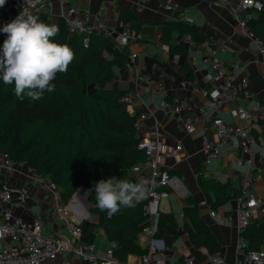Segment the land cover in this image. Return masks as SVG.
Here are the masks:
<instances>
[{
	"label": "trees",
	"instance_id": "obj_1",
	"mask_svg": "<svg viewBox=\"0 0 264 264\" xmlns=\"http://www.w3.org/2000/svg\"><path fill=\"white\" fill-rule=\"evenodd\" d=\"M32 13L52 24L47 11L35 9ZM13 19L0 21V28ZM120 20L129 25L130 30L142 34L139 41L144 40L154 26L128 8L121 9ZM56 25L59 33L54 40L68 44L75 52V59L68 71L58 74L53 81L55 90L45 91L40 100L30 101L27 97L20 100L14 94V85H5L0 80V149L13 163L24 162L37 174L56 181L65 204L79 186L91 187V211L99 215V220H83L79 224L83 241L95 242L97 230L102 228L114 254L120 260H127L129 254H142L147 250L140 244V233L149 222L144 213L148 197L135 207H121L118 213L109 217L97 207L94 188L101 179L113 176L137 182L131 168L146 158L145 150L139 147L141 135L135 125L143 110L130 113L121 102L129 90L107 85L117 75V69L129 67V46L119 48L109 34L96 30L88 34L89 42L84 44V34H69L62 18ZM245 25L264 45V10H253ZM156 26L163 31L161 42L169 44L171 52L183 56L180 71L193 81L195 76L187 49L172 44L167 30L172 35L190 34L197 44L211 41V36L184 19ZM5 39L6 34L0 32V48ZM92 83L97 85V91L89 94L86 89ZM199 184L211 208L228 202V183L200 172ZM78 198L79 193L71 203L80 205ZM183 213L184 229L194 241L209 254L222 250L221 242L191 194L184 198ZM178 229L175 215L161 210L157 235L163 238L177 235ZM245 235L250 247L258 249L264 243V222H251Z\"/></svg>",
	"mask_w": 264,
	"mask_h": 264
},
{
	"label": "built area",
	"instance_id": "obj_2",
	"mask_svg": "<svg viewBox=\"0 0 264 264\" xmlns=\"http://www.w3.org/2000/svg\"><path fill=\"white\" fill-rule=\"evenodd\" d=\"M62 4L61 18L68 27L69 34H84L83 42H89L88 34L94 30L105 31L114 38L119 48L129 46L142 37L141 33L128 29L124 32L111 31L100 22L99 15L93 16L90 8H83L78 5L68 4L69 0H59ZM148 0H140V7ZM214 5L228 6L235 16L246 28V19L253 15V10H264V0H209ZM32 12L35 9L47 11L51 0H32ZM24 0H7L4 7L0 8V21L15 18L22 7H25ZM167 8L173 9L172 4ZM96 21L92 22V18ZM179 17L186 20V10L179 12ZM247 32L255 38L259 44L260 52L264 62V45L246 28ZM156 30V33H159ZM159 37V35H158ZM191 46H198L190 34L181 37ZM165 50H169L167 44H162ZM230 48L228 43L220 47L223 54ZM136 53L130 52L129 69H136L134 59ZM244 67L240 61L227 62L220 56L214 55L211 61V69L206 73L208 81L213 82L211 88L201 87L198 83L187 79L180 81L183 89L193 93L200 92L207 96L208 102L201 105L186 103L180 94L166 95L165 82L154 78L150 74L138 72L137 77L145 82L146 90L150 91L152 83L162 98L159 106L167 112H174L182 119L185 131L194 134L199 123L204 124L202 131V151L204 163L209 166L215 158L221 154L222 142L236 137L241 156L237 158L236 164L242 171L239 191L237 193L236 206L230 212H221L219 209H212L211 216L220 224H235L237 229V248L235 264H264V243L258 249H252L249 240L245 235L247 226L256 222L264 216V196L260 195L256 188V171H264V165L259 163L264 158V133H253L256 124L264 122V103H256V113L250 112L247 108L232 107L231 114L235 121L227 122L215 112L222 104L232 101L249 99L253 91L248 87V79L243 75ZM135 94L127 92L121 98L130 113L136 110L133 107ZM150 112L142 111L135 122L139 132L143 129L144 120ZM139 147L146 152V158L134 165L131 170L138 173L142 169H148L144 179L148 181V200L144 205V213L149 222L143 227L140 233V242L147 250L138 254L135 262L120 260L111 247L100 251L95 242L83 241V231L79 224L72 218L73 210H68V203L61 200L58 184L50 178H45L36 173L34 169L24 162L13 163L9 155L0 149V168L4 172L14 170V166L24 168L27 179L36 183L37 190L43 203L49 204L63 221L68 232L44 233L47 219L42 216H35L31 220L25 219L21 214L16 213L20 208L29 210L28 189L16 182L0 181V264H76L74 258L69 254L73 253L80 257L85 264H165L167 245L163 237L157 235L159 229L160 202L162 198L172 194L179 199H184L190 194V189L185 180L166 164L167 156L182 160L184 146L182 142L168 144L165 141L161 127L154 124L150 129L141 133ZM180 156V157H179ZM23 172V171H21ZM208 175V172H204ZM139 180V179H138ZM181 264H225V258L221 251L209 255L206 262L197 260L194 257H187Z\"/></svg>",
	"mask_w": 264,
	"mask_h": 264
},
{
	"label": "crops",
	"instance_id": "obj_3",
	"mask_svg": "<svg viewBox=\"0 0 264 264\" xmlns=\"http://www.w3.org/2000/svg\"><path fill=\"white\" fill-rule=\"evenodd\" d=\"M68 4L90 8L93 16L99 15L100 22L111 31L124 32L129 29V25L124 24L120 20V12L123 8L133 10L139 18L147 21V24L151 23L154 25L149 29L148 36L145 35L144 40L135 41L129 47L130 52L136 53L134 66H136L137 70L129 69V67L117 69V75L107 85L110 88L133 92L135 94L133 103L135 110L142 109L143 111L150 112L149 117L144 120L143 129L140 131V134L150 129L154 124H158L168 144L182 142L184 146L182 160L167 156L166 164L172 171H175L185 180L190 189V194L199 203L202 216L222 244L221 253L225 258V264H235L237 248L236 225L220 224L211 216L210 211L213 208L210 207L209 201L200 187L199 174L200 172L204 173L207 171L208 175L204 173V176L215 177L222 182H226L229 188L234 187L238 193L242 177V171L236 164L237 158L241 156L240 149L237 146L238 139L232 137L222 142L221 154L215 158L211 165L206 166L201 137L202 131L205 128L204 124L199 123L196 132L188 134L179 115L174 112H167L159 106L162 95L154 89V84L152 83L151 90L147 91V84L137 77V73L150 74L154 78L153 80L157 78L162 79L166 84V95L168 96L180 94L186 103L194 105L208 102L209 98L202 93H193L188 89L181 88L180 81L185 78V74L180 71L184 58L162 47V44L167 43L161 42L160 37L163 31L156 28V25L160 23L181 20L179 12L186 10V20L200 32L211 36V41H206L194 47L181 40L183 35H172L171 31L167 30V37L172 44H179L187 49L189 53L188 61L194 71V82L198 83L201 87L211 88L213 86V82L207 80L206 73L211 69V61L214 55L220 56L227 62L238 60L244 67L243 75L248 79V87L253 91V96L249 99L222 104L215 112L217 115L223 117L225 121L233 122L235 118L230 112L232 107H243L252 113H256V103L259 101L264 103V62L259 44L247 32L230 7L214 5L209 0H148L142 5L141 9H139L140 0H69ZM167 4H172L174 8H167ZM61 8L62 4L59 0H51L47 13L52 23L57 24L61 19ZM94 17L92 18V22L96 21V17ZM147 24L144 25L146 26ZM157 29L160 32L155 35ZM225 43H228L230 48L222 54L220 47ZM167 45L169 46V44ZM124 106L126 107L125 104ZM253 133H264V122L256 124ZM259 163L264 165V158ZM148 171V169H142L138 173H134V175L139 179L144 177ZM24 173V168L17 165L10 172H4L0 168V181L16 182L28 189L29 210L27 208H20L16 213L21 214L28 220H31L35 216L46 218L47 233L49 231L68 232L63 221L52 210L51 206L43 203L36 183L27 179ZM255 174L257 191L260 195L264 196V171H256ZM162 199L164 201L160 209L165 212H172L179 226L184 227V199H179L172 194ZM79 203L80 205L72 203L68 206V210L70 212L73 210V214L85 215V208L81 200ZM235 206L236 200L228 199L227 203L216 209H219L221 212H230ZM256 222H264V216ZM164 240L167 245L165 264H181L187 257H194L202 262H206L209 259L210 254L208 251L194 241L188 232H185L182 236L178 234L166 235ZM179 240L183 241L186 245L183 251L178 247L177 242ZM105 242V246H99L95 240L97 249L103 251L110 247L106 238ZM69 254L74 258L76 264H85L80 257L73 253ZM137 255L129 254L128 260L134 263Z\"/></svg>",
	"mask_w": 264,
	"mask_h": 264
},
{
	"label": "clouds",
	"instance_id": "obj_4",
	"mask_svg": "<svg viewBox=\"0 0 264 264\" xmlns=\"http://www.w3.org/2000/svg\"><path fill=\"white\" fill-rule=\"evenodd\" d=\"M7 0H0V8ZM19 14L6 23L0 32L6 34L0 48V80L14 85L15 96L23 100H40L45 91L55 90L53 81L60 73H66L75 59V52L68 44L58 43L54 37L59 27L46 23L30 8L32 0H24ZM148 181L137 182L118 179L115 176L101 179L95 184L96 205L112 217L121 207H135L149 195Z\"/></svg>",
	"mask_w": 264,
	"mask_h": 264
},
{
	"label": "water",
	"instance_id": "obj_5",
	"mask_svg": "<svg viewBox=\"0 0 264 264\" xmlns=\"http://www.w3.org/2000/svg\"><path fill=\"white\" fill-rule=\"evenodd\" d=\"M86 91L89 94H93L94 92L97 91V85L95 83L90 84L87 87ZM81 188H83V186H79L77 191L74 193V195H76V193H78V191H80ZM92 191H93L92 189L89 190L90 193H92ZM227 198L229 200H234V199L237 198V192H236V189L234 187L229 188V190L227 192ZM72 200H73V196L70 198V200L68 202V205L71 204ZM92 204H93L92 202H89L87 204V208L85 209V213H86L85 215H79V214H73L72 215V218H73V220H74V222L76 224H80L83 220H86V219L91 221V222H98L99 215L97 213H94V212L91 211ZM87 215H89V216H87ZM185 232L186 231H185L184 227L183 226H179L178 235L182 236L183 234H185Z\"/></svg>",
	"mask_w": 264,
	"mask_h": 264
},
{
	"label": "rangeland",
	"instance_id": "obj_6",
	"mask_svg": "<svg viewBox=\"0 0 264 264\" xmlns=\"http://www.w3.org/2000/svg\"><path fill=\"white\" fill-rule=\"evenodd\" d=\"M78 189V188H77ZM90 189H92L91 187H89V186H86V185H83V188H81V190L80 191H78V193H79V200H81L82 201V204H83V206H84V208L86 209L87 208V204L89 203V202H92L93 203V200H91V199H89V197H90V195H91V193L89 192V190ZM90 193V194H89ZM77 194V193H76ZM73 196V199L75 198V195L73 194L72 195ZM88 196V197H87ZM163 199L161 200V202H160V207H161V205L163 204ZM72 204V203H71ZM78 204V203H77ZM76 205V204H75ZM93 205V204H92ZM47 227H44V229H43V231H44V233H47ZM96 242H97V244L99 245V246H105L106 245V242H105V237H104V233H103V230H102V228H98V230H97V235H96ZM177 244H178V247H179V249L181 250V251H183L184 250V247L186 246L184 243H183V241H181V240H179L178 242H177Z\"/></svg>",
	"mask_w": 264,
	"mask_h": 264
}]
</instances>
